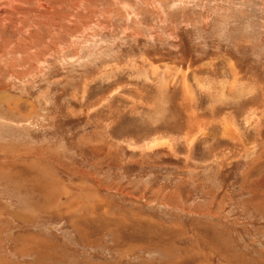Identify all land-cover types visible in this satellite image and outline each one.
Listing matches in <instances>:
<instances>
[{"label":"rangeland","instance_id":"374dc122","mask_svg":"<svg viewBox=\"0 0 264 264\" xmlns=\"http://www.w3.org/2000/svg\"><path fill=\"white\" fill-rule=\"evenodd\" d=\"M0 7V264H264V0Z\"/></svg>","mask_w":264,"mask_h":264},{"label":"bare ground","instance_id":"6f19581e","mask_svg":"<svg viewBox=\"0 0 264 264\" xmlns=\"http://www.w3.org/2000/svg\"><path fill=\"white\" fill-rule=\"evenodd\" d=\"M22 1V0H21ZM5 9H7L6 7H5ZM3 14V10H2V7H0V22H2L3 21V18H2V15ZM162 82H164V81H162ZM165 87V86H164ZM164 142V141H163ZM163 142H161V141H159V142H156V141H154L151 145L152 146H155V145H157V144H162Z\"/></svg>","mask_w":264,"mask_h":264}]
</instances>
